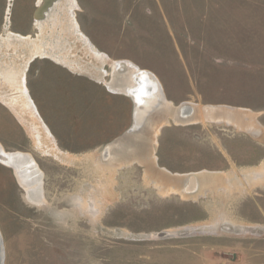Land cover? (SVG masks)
Masks as SVG:
<instances>
[{"label": "rangeland", "instance_id": "rangeland-1", "mask_svg": "<svg viewBox=\"0 0 264 264\" xmlns=\"http://www.w3.org/2000/svg\"><path fill=\"white\" fill-rule=\"evenodd\" d=\"M39 3L0 0V143L40 179L0 162L4 264H264V0ZM123 60L159 79V133Z\"/></svg>", "mask_w": 264, "mask_h": 264}, {"label": "bare ground", "instance_id": "bare-ground-1", "mask_svg": "<svg viewBox=\"0 0 264 264\" xmlns=\"http://www.w3.org/2000/svg\"><path fill=\"white\" fill-rule=\"evenodd\" d=\"M43 1H45V0H43ZM39 2L40 3L38 4V8H37V11H36V17L37 18H40V15L44 14V11H45V9L47 7L48 0H46L45 3H42V0H39ZM74 14H75V12H72L73 16H74ZM120 63H124L123 67L127 66V68L130 70L129 73L132 72V74H130V75H131L133 84L127 87V92L132 98L135 97V99L137 100V102H136V110L134 108V111H135L136 119H139V118H141V114H140V111L138 110L139 109L138 104H141V99H142V98L141 99L139 98V96L142 94L140 91L142 89H144V88H148V89L152 90V93H153L152 104L155 103L154 100H155L156 94L154 92H157V95L160 94V93H158L160 91L159 79L151 71H148L146 69H142V68L136 66L131 61H128V60L127 61H121ZM115 65L117 66V68H115V69H119L121 67V65L120 64L118 65V63L115 64ZM129 81L131 82V80H129ZM161 94L159 96H161ZM158 99H160V98H158ZM138 100H139V103H138ZM162 100H163V98H162ZM164 105H165L166 108L172 107L174 109L173 111H174V120L175 121H178V120L179 121L180 120L181 121H188L191 118L197 119L196 117H198V114H195V117H193V115L192 116L187 115V116H185L183 118V115H181V113L179 112V110L181 108H183L182 106L179 107V108L178 107L175 108V107L170 106L168 104H164ZM142 106H145V105H142ZM31 107H33V106L31 105ZM187 107H189V106L188 105L184 106L185 109H187ZM205 108H206V106H204L203 109H205ZM164 110H166V109H164ZM177 112H179L180 116L178 115ZM206 113L208 114V112L199 114L200 115L199 117L200 118L201 117H205ZM154 116H158L156 118V120H155V121L158 122L157 125L155 126V128H156L155 130H157L156 133L157 132L159 133V130H160V128L163 125V122H167V120H166L167 117L165 116V112L164 113H158V112L154 111V112L151 113V117H150V121L149 122H151V120H152V118ZM243 116L241 117V119H244V118L245 119H250V120H252L253 123L249 122V123L245 124V126H243V127H242L241 124L239 125V123H237L238 124V126H237L238 129L239 128L245 129L246 131H248V132H250V133H252L254 135H256L258 133V136L260 134L262 135L263 129H262V127L261 128L259 127L258 122L256 120L254 121L253 118H251V116H248V117H243ZM210 117H212V116H210ZM205 121H206V119H205ZM146 128H147V125L146 126L144 125L143 127L139 128V130H141V132H143L144 130H146ZM239 130H241V129H239ZM155 142H156V140H155ZM0 162L5 164L6 166L10 167L15 172L16 177L18 178L19 182L24 186V188L28 192L29 198H32L33 200L38 198V195H39L38 187H39V182H40L39 170H38V168L36 166V163H35L34 159L32 158V156L29 153H24V152H21V151L8 152L5 149H3V145H2V143H0ZM256 176H261V171H257V173L254 174L253 179H255Z\"/></svg>", "mask_w": 264, "mask_h": 264}, {"label": "water", "instance_id": "water-1", "mask_svg": "<svg viewBox=\"0 0 264 264\" xmlns=\"http://www.w3.org/2000/svg\"><path fill=\"white\" fill-rule=\"evenodd\" d=\"M140 92L142 94L139 96V98L140 99L142 98V99H141V104H138V106H139L138 110L140 111L141 118L149 116V114H151L154 111H156L158 113H163L164 109L161 108L162 106L159 103H158V105L161 106V107H157V109H156V106H158V105L157 104H152L153 93H152V91L150 89L144 88ZM154 101L156 102V100H154ZM138 103H139V100H138ZM142 105H145V106H142ZM179 112L181 113V115H183V118H184L187 115H190V116L193 115L194 111L191 109V107H187V109L181 108L179 110ZM179 112H177V113L180 116ZM212 114L215 115L217 113H214L211 110L209 112V115L212 116ZM0 264H4V246H3V243H2L1 235H0Z\"/></svg>", "mask_w": 264, "mask_h": 264}, {"label": "crops", "instance_id": "crops-1", "mask_svg": "<svg viewBox=\"0 0 264 264\" xmlns=\"http://www.w3.org/2000/svg\"><path fill=\"white\" fill-rule=\"evenodd\" d=\"M37 8H38V6H37ZM36 11H37V9H36ZM35 14H36V12H35ZM124 61V60H123ZM92 76H94V75H92ZM156 76V75H155ZM95 77V76H94ZM157 77V76H156ZM158 78V77H157ZM130 86V85H129ZM128 87V86H127ZM109 88H111V89H115L116 87H114V85H111V84H109ZM122 88V89H121ZM120 88V91L122 92V93H124V94H126V95H128V96H130L129 94H128V92H127V89H126V86L125 87H121ZM124 89V90H123ZM116 90V89H115ZM131 97V96H130ZM26 99V95L24 96V95H22V99ZM132 98V97H131ZM16 100H14V103H15V105L18 107L19 105L20 106H22V104L20 103V95H19V98L18 97H16L15 98ZM11 103L9 104V103H7L8 105V110L7 111H10V112H17V110L13 107V105H12V101H10ZM42 111L44 112V111H46L45 109H43L42 108Z\"/></svg>", "mask_w": 264, "mask_h": 264}]
</instances>
